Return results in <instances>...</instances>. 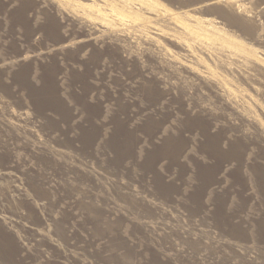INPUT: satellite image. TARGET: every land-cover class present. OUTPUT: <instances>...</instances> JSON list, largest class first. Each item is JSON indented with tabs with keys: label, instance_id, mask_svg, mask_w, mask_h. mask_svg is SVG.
<instances>
[{
	"label": "rangeland",
	"instance_id": "obj_1",
	"mask_svg": "<svg viewBox=\"0 0 264 264\" xmlns=\"http://www.w3.org/2000/svg\"><path fill=\"white\" fill-rule=\"evenodd\" d=\"M66 1L0 0V264H264V0Z\"/></svg>",
	"mask_w": 264,
	"mask_h": 264
},
{
	"label": "bare ground",
	"instance_id": "obj_2",
	"mask_svg": "<svg viewBox=\"0 0 264 264\" xmlns=\"http://www.w3.org/2000/svg\"><path fill=\"white\" fill-rule=\"evenodd\" d=\"M84 1H93V0H84ZM228 1L229 0H213V1H210V2H203V3H201V4H199V5H197V6H194L192 9H191V11H195V12H197V11H203V9H205V8H208V7H212V6H225V4H227L228 3ZM66 2H68L69 4L71 3V1L70 0H67ZM80 6H87V7H90L91 5H96V3H95V1H93L92 2V4H89V3H85V2H80V3H78ZM77 4V5H78ZM76 5V4H75ZM152 6V5H151ZM86 7V8H87ZM130 7V6H129ZM226 7V6H225ZM83 8H85V7H83ZM228 10H230V11H232V7H226ZM226 9V10H227ZM90 10V9H89ZM128 10V9H127ZM130 11V10H129ZM128 11V12H129ZM135 11V10H134ZM95 12H96V10H95ZM125 12H127V11H125ZM127 12V13H128ZM130 13V12H129ZM132 13V12H131ZM102 15V14H101ZM140 15V14H139ZM139 15H136L137 16V18H139ZM131 16V15H130ZM134 18H135V16H133ZM123 20V19H122ZM124 23V22H123ZM83 24H84V26L85 27H90V25H87V23L86 22H83ZM158 35H163V34H158ZM149 37V36H148ZM147 40H148V42L151 44V45H156V43H157V38H155V37H152V38H147ZM89 41H91V39H82V40H80L79 42H77V43H74L73 44V46L75 47L76 45H78V44H80V43H85V42H89ZM67 46H71L72 44H66ZM184 45V44H183ZM72 46V47H73ZM185 46V45H184ZM188 49V48H187ZM187 49H185L186 51H187ZM55 50H56V48H55ZM192 50V49H191ZM186 51L184 52V53H186ZM189 51V50H188ZM186 55H188V53L186 54ZM27 58H29V56H22V57H19L17 60L18 61H26L27 60ZM188 62V60L186 61V62H182V63H180L182 66L183 65H186L187 66V63ZM189 65V64H188ZM203 79H204V81H206V82H208L209 84H212L214 87H216L217 89H218V91L220 92V94L222 95V96H224V98H225V100L227 101V100H229L230 101V99H229V96H228V90H227V88H224V87H222L221 85H220V83H219V80L217 79V76H208V75H205L204 74V72H203ZM202 79V80H203ZM207 84V83H206ZM213 88V87H212ZM223 100V99H222ZM209 111V110H208ZM202 113H204V114H206V112L205 111H202ZM209 114V113H208ZM212 114V113H211ZM207 115V114H206ZM206 115L205 116H202V117H204V118H206ZM208 116V115H207ZM212 116V115H211ZM214 116V115H213Z\"/></svg>",
	"mask_w": 264,
	"mask_h": 264
}]
</instances>
